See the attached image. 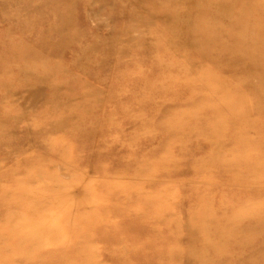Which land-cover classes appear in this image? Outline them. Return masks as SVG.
<instances>
[{"label":"rangeland","instance_id":"374dc122","mask_svg":"<svg viewBox=\"0 0 264 264\" xmlns=\"http://www.w3.org/2000/svg\"><path fill=\"white\" fill-rule=\"evenodd\" d=\"M193 3L0 0V264H264V4Z\"/></svg>","mask_w":264,"mask_h":264},{"label":"bare ground","instance_id":"6f19581e","mask_svg":"<svg viewBox=\"0 0 264 264\" xmlns=\"http://www.w3.org/2000/svg\"><path fill=\"white\" fill-rule=\"evenodd\" d=\"M144 1V0H143ZM153 0H145V2H152ZM205 0H190V2L191 3H193V4H195V3H203ZM232 1H234V2H240V3H245V5L246 4H248V3H250V2H254V3H258V4H260V3H262V4H264V0H232ZM131 3H132V1H131ZM188 4V3H187ZM158 5L160 6V7H166L167 5H170L169 4V1L167 2V1H165V3H163V4H161V3H158ZM125 7V6H124ZM115 8V7H114ZM250 12H256L257 14H261V13H264V8H258V7H250V6H244L243 8H240V9H238V11H235V15H233L235 18L233 19V22L235 21V20H237V21H240L241 19H243V20H246V18H247V16L248 17H251L250 15H248V14H250ZM192 16V15H191ZM191 16H189V18H192ZM199 16H201V14L200 13H197L196 14V17H199ZM247 21V20H246ZM232 22V24H234ZM118 23V22H117ZM231 24V25H232ZM236 24V23H235ZM145 26V25H144ZM89 27V26H88ZM106 27V26H105ZM56 28V27H55ZM222 28V27H221ZM199 29H201V31H199V32H201L200 33V35L201 34H203L204 32H203V28H199ZM228 29H229V27H223V29H221V30H223L224 32H227L228 31ZM108 30H109V28H108ZM137 30H139V29H137ZM16 32V31H15ZM203 32V33H202ZM135 33V32H134ZM117 42H118V40H117ZM96 43V42H95ZM260 47V46H259ZM221 55V54H220ZM220 55H217V57L216 58H213L212 57V62H214L215 64H217V66H222V67H224L225 69H232V70H234L233 68H235L236 67V70L238 69V67H242V69H245L246 67H245V59L247 58V52H246V50H242L241 52L239 51L238 52V54H236V55H234V56H232L233 58H230V59H234V60H232L231 62L230 61H226V62H224L223 61V63H219V61H222L221 60V56ZM237 57V58H236ZM235 59H236V61H235ZM240 63H242V64H240ZM243 64H244V66H243ZM257 68H258V61L257 60H254L253 61V63H250V67H249V69H251V70H257ZM225 69H223V70H225ZM249 72V71H248ZM262 75V74H261ZM263 76V75H262ZM239 82V81H238ZM240 84V83H239ZM29 86V85H28ZM239 86V85H238ZM171 89V88H170ZM236 96V95H235ZM227 109H232V110H234L235 111V109L236 110H238V106L236 105V104H234L233 106H230V107H226ZM41 133V132H40ZM23 144V143H22ZM190 182V181H189ZM185 185V184H184ZM186 187V186H185ZM187 191V190H186ZM187 198V197H186ZM251 219H253V217H249V218H243V220H242V222L245 220V221H248V220H251ZM241 221V220H240ZM186 223H188V221L186 222ZM239 224L238 225V228H240V227H242L241 226V222H236V224ZM192 228V226H190V225H188V224H182V231L185 233V235H186V237H187V239H188V241L190 242V244L192 245V243L194 242V244L195 243H198V245H200L201 243L200 242H197V238H196V233L193 231V229H191ZM198 245H196V246H198ZM199 248V247H198ZM198 248H197V251L199 252V250H198Z\"/></svg>","mask_w":264,"mask_h":264}]
</instances>
